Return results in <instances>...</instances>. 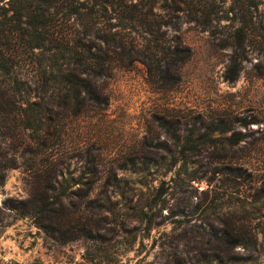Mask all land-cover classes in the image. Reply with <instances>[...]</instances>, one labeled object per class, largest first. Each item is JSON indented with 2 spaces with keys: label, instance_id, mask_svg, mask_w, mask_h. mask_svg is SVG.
Here are the masks:
<instances>
[{
  "label": "rangeland",
  "instance_id": "1",
  "mask_svg": "<svg viewBox=\"0 0 264 264\" xmlns=\"http://www.w3.org/2000/svg\"><path fill=\"white\" fill-rule=\"evenodd\" d=\"M110 2L109 13L104 11L94 22L95 32L105 40L93 41L96 48L116 56L111 77L99 82L107 102L100 109L90 107L86 99L61 114L52 141L54 153L66 176H89L97 170L101 176H143L155 185L169 182V197L179 214L170 222L182 219V226L167 223L154 229L144 248L137 245L142 252H130L123 264H166L172 245L195 260L200 258L194 257L200 245L190 235L184 237L183 230H203L208 223L219 229L249 224L254 217L250 206L237 212L233 204L250 194L251 175L264 188V0L258 9H240L227 0L225 9H238L236 15L229 14L235 21L223 10L214 32L202 31L188 22L186 13L168 11L161 2L144 8L135 7L141 0ZM177 4L185 7L181 0ZM123 11L128 20L137 19L131 29H124V20L118 18ZM241 18L246 22L244 57L234 71L232 44ZM71 24L61 21L60 29L68 32ZM158 46L191 50L189 59L177 57L168 80L160 82L157 72L144 63ZM129 53L138 58L133 65L125 59ZM16 77L36 86L25 70ZM3 79L5 85L10 81ZM173 130L180 136L178 145ZM187 144L195 147L181 154ZM0 156V161L15 160L18 165L6 171L0 187V259L24 264L36 258L44 264L70 257L79 261L81 245L61 246L53 255L43 246V233L29 219H16L6 204L8 198H27L47 165L38 133L23 128L16 112L0 113ZM259 262L264 264V257Z\"/></svg>",
  "mask_w": 264,
  "mask_h": 264
},
{
  "label": "trees",
  "instance_id": "2",
  "mask_svg": "<svg viewBox=\"0 0 264 264\" xmlns=\"http://www.w3.org/2000/svg\"><path fill=\"white\" fill-rule=\"evenodd\" d=\"M110 1L0 0V113H18L23 128L38 133L40 146L47 155L45 170L34 182L29 196L8 198L6 204L15 211L16 219H29L43 233V246L53 255L61 246H82L79 261L70 257L56 264H123L130 252H142L136 249L137 245L144 248L145 239L154 229L167 223L180 227L183 223L182 219L170 222L179 214L174 211L175 205L169 197V182L160 181L155 185L143 176L136 179L117 174L101 176L97 170L89 176H66L60 170L63 164L54 153L52 141L61 114L86 99L90 107L100 109L107 102L99 82L111 77L116 56L96 48L95 40L103 42L105 36L95 32L94 22L104 11L109 13ZM181 1L185 7L179 6L177 0H141L135 7H152L161 2L166 10L186 13L189 23L209 32H214L217 22L223 20L220 16L223 10L231 21L235 18H230L229 14L235 12L236 15L238 10L225 9L227 0ZM260 1L233 0V4L240 9L244 6L258 9ZM122 13L118 18L124 20L123 28L131 29L137 19L128 20L125 11ZM61 21H72L68 32L60 29ZM239 23L241 27L236 29L232 44L231 70L234 71L242 64L246 39L244 18ZM183 55L189 59L191 50L158 46L154 56L146 57L144 63L157 72L160 77L157 82L166 81L175 67L174 61ZM125 59L128 65L138 61L135 53H129ZM22 70L35 78L34 88L16 77ZM3 78L10 79L7 85ZM172 135L178 145L177 130H173ZM194 147L187 144L180 153ZM176 165L174 162L170 171ZM14 168H18L15 160L0 161V187L6 182V171ZM257 184L258 180L251 175L250 194L233 204L237 212L246 211V205L250 206L248 212L254 217L249 224L219 229L208 223V228L203 230L184 229L183 236L190 235L191 240L200 245L194 256L200 258H185L180 254L179 245H172V258L166 264H261L264 188ZM166 210L171 214L166 215ZM2 216L0 209V223H3ZM257 219L261 220L254 225L253 220ZM0 264L24 263L0 259ZM27 264L44 263L36 258Z\"/></svg>",
  "mask_w": 264,
  "mask_h": 264
}]
</instances>
